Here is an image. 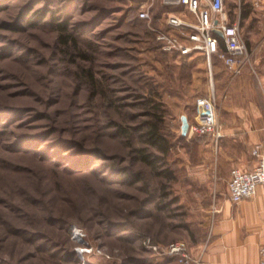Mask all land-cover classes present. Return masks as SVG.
<instances>
[{"label": "rangeland", "instance_id": "374dc122", "mask_svg": "<svg viewBox=\"0 0 264 264\" xmlns=\"http://www.w3.org/2000/svg\"><path fill=\"white\" fill-rule=\"evenodd\" d=\"M140 6L0 0V264H182L163 249L202 218L213 139L184 135V118L195 122L198 98L212 91L220 125L230 110L264 113V74L251 56L237 76L218 56L210 67L163 51L151 26L166 14L149 24L136 19ZM154 102L165 155L142 135ZM138 148L175 178L144 164ZM226 170L216 176L227 184Z\"/></svg>", "mask_w": 264, "mask_h": 264}, {"label": "crops", "instance_id": "0c3cea01", "mask_svg": "<svg viewBox=\"0 0 264 264\" xmlns=\"http://www.w3.org/2000/svg\"><path fill=\"white\" fill-rule=\"evenodd\" d=\"M157 2L155 12L158 16L173 10L184 18L194 19L181 6L166 10L162 0ZM231 4L232 16L228 7L226 10L230 21L239 23L241 27L251 61L253 59L251 66L264 74V0H232ZM242 7L248 10L244 17L241 16ZM188 57L207 61L203 52H195ZM224 67L229 70L225 64ZM222 119L223 136L204 146L205 157H209V150L213 147L214 159L209 167L208 158L204 157L202 218L184 226V241L198 261L196 264H260V247L264 244V189L260 186L253 198L234 203L228 194L230 179L226 184L218 181L216 175L219 165L227 169L225 172H230V176L235 167L248 170L257 165L254 148L261 144L264 152V113L239 108L228 111Z\"/></svg>", "mask_w": 264, "mask_h": 264}, {"label": "built area", "instance_id": "2783aa9c", "mask_svg": "<svg viewBox=\"0 0 264 264\" xmlns=\"http://www.w3.org/2000/svg\"><path fill=\"white\" fill-rule=\"evenodd\" d=\"M140 1L138 12L140 19L149 24L160 19L153 10L156 0ZM162 3L170 8L181 6L194 17L193 20H189L173 10H168L165 12L166 15L164 14L163 26H151L164 51L178 56L203 52L208 58L210 67L211 59L216 55L234 75L242 72L250 54L239 23L231 22L229 19L225 0H162ZM216 30H221L223 35H218ZM219 37L222 38L225 47H222ZM197 108L195 122L189 124L187 136H208L215 141L219 140L223 133L216 111L215 92L199 97ZM254 154L258 161L253 169L235 167L231 171L228 194L234 203L253 198L260 186L264 189V152L261 144L255 146ZM144 244L154 250L161 249L149 237L145 238ZM163 251L177 258L182 264L198 262L192 255L189 245L184 241L171 242ZM260 264H264V244L260 247Z\"/></svg>", "mask_w": 264, "mask_h": 264}, {"label": "trees", "instance_id": "16d2710c", "mask_svg": "<svg viewBox=\"0 0 264 264\" xmlns=\"http://www.w3.org/2000/svg\"><path fill=\"white\" fill-rule=\"evenodd\" d=\"M135 1L141 2L140 0H135ZM165 9L167 10V9H169V7H165ZM247 11L248 10L245 7H242L241 16L244 17L247 14ZM138 12H139V9H138ZM138 12L136 14V19L141 20V21H145V20L139 18ZM229 12H230V15L232 16V14H233L232 4L229 6ZM52 16L54 19L57 18V16L54 14ZM30 20H33V17H31ZM57 25H58V28L60 30H64L67 28V21L58 22ZM61 38H62V40L67 41V37H65L63 34H61ZM219 40L222 43L221 37H219ZM157 43L159 44V47L161 48L160 43L158 41H157ZM222 47H225L223 43H222ZM180 57L189 58L188 56H180ZM190 59H192L191 62H194V60H196L197 58H190ZM150 108H152L151 115L154 118V120L150 122L151 123L150 126L148 127V129L144 133H142V135L145 137V143L148 147L153 148L156 151L162 152L165 155L169 152L170 142L168 141L166 135L162 132V127H161V123L163 122L164 110H162L163 108L161 107L160 102H154V103L150 104ZM146 150H147V148L146 149H144V148H138L137 149L138 157L144 164H146L152 170H157L156 173H158L159 175H162L163 177H165V179L175 178V174H174L173 170H171L170 168H163L162 170L158 169V167H159L158 161L161 158L159 155L154 156L152 153H149ZM162 188H163L162 189L163 195L165 196L167 194V192L164 190L165 185H163ZM144 237L145 236H143V238ZM173 258H174V256H173ZM175 259H177V258H175Z\"/></svg>", "mask_w": 264, "mask_h": 264}, {"label": "water", "instance_id": "95a60500", "mask_svg": "<svg viewBox=\"0 0 264 264\" xmlns=\"http://www.w3.org/2000/svg\"><path fill=\"white\" fill-rule=\"evenodd\" d=\"M217 34L222 36L223 33L221 30H216ZM188 127H189V122L186 120V118H184V124H183V134H187V131H188Z\"/></svg>", "mask_w": 264, "mask_h": 264}, {"label": "bare ground", "instance_id": "6f19581e", "mask_svg": "<svg viewBox=\"0 0 264 264\" xmlns=\"http://www.w3.org/2000/svg\"><path fill=\"white\" fill-rule=\"evenodd\" d=\"M74 232H75L76 234L80 235V232H79L78 228L74 229Z\"/></svg>", "mask_w": 264, "mask_h": 264}]
</instances>
